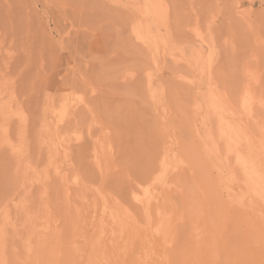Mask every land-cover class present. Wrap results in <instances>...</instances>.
I'll use <instances>...</instances> for the list:
<instances>
[{
	"label": "rangeland",
	"instance_id": "obj_1",
	"mask_svg": "<svg viewBox=\"0 0 264 264\" xmlns=\"http://www.w3.org/2000/svg\"><path fill=\"white\" fill-rule=\"evenodd\" d=\"M161 1L159 52L145 0H0V264H264L201 139L213 88L264 143V0Z\"/></svg>",
	"mask_w": 264,
	"mask_h": 264
},
{
	"label": "bare ground",
	"instance_id": "obj_2",
	"mask_svg": "<svg viewBox=\"0 0 264 264\" xmlns=\"http://www.w3.org/2000/svg\"><path fill=\"white\" fill-rule=\"evenodd\" d=\"M145 1L146 4L144 5L145 7L144 14L146 15L141 16L140 20L137 22L136 26L134 27L135 34L138 39L142 40L143 42H146L147 44L156 48L157 51L160 52L162 49L166 48V47L162 48L163 46H165V44L159 47V45L161 44V39L163 40L165 38L162 37L163 34L161 35L160 32L155 34H150L151 32L145 31L144 29L151 26V24L159 25L161 23H164L161 21L163 19L161 15L163 16L162 13L164 12L165 9L163 8V4L161 0H145ZM168 45L169 44H167V47ZM158 47L160 48V50ZM168 49L169 48H167L166 50ZM199 55L201 58L202 56L201 52H199ZM208 63L210 64V62ZM218 95L217 93H215V91H213V88L212 90L209 91L210 104H209V108L207 109V111L209 112V117L211 115V117L216 118L214 120L217 121L216 122L217 127L216 129H214L216 125H214V127L212 126L213 128H211V126L206 128L205 126L207 130L205 131V134L203 133L204 135L202 136L201 139L203 141L207 153H210L215 157H219L222 154L225 158L233 157L235 165L240 171V176L232 175L228 180L229 184L226 189V194L228 200L230 201V204L232 206L246 208L248 211L258 216V219L264 224V167L261 166V162L257 158V155L259 153H264V143H262V141L260 140H259L260 142L258 140L256 141L255 140L256 138L253 139L251 137V135L254 133H252V131L248 132L247 130L248 126L246 127V124L243 125L240 122L236 123V120L235 122L232 120L236 111L233 110L234 108H231L229 105L226 104L225 100L222 99L223 97L221 98V96ZM254 95H252L250 90H246L242 99L244 105L243 108L245 107V109L248 111V114H251V111L253 110V105H255ZM68 106H70V104ZM244 114L247 115L246 112ZM205 116L206 117L204 118L206 119L207 115ZM209 119L207 118V120L203 121L205 122V125L206 124L209 125L208 124ZM242 121L244 122V119ZM247 124L249 125V122ZM210 125H212L211 122ZM261 128L262 127L260 126L259 129ZM54 134L57 135V133ZM258 144H261L260 150L258 149L259 148ZM59 170H61V167L59 169V166H58V170L54 169L55 172L58 171V174H59ZM60 172L63 173V171ZM61 173L59 175H62ZM64 175L66 177V174ZM63 177L64 176H62V179ZM77 181L78 180L76 178L75 182ZM132 191H133L131 193L132 197L142 202L139 193L136 192L137 190L135 189V192L134 190ZM143 203L145 209L149 210L150 199L148 198L146 203L145 202ZM109 217L111 219L109 222L111 224L117 225V228L121 233L131 229L130 227L133 224L131 217L128 214H125L124 216L118 208L111 209L109 212ZM100 220L102 222L103 221L106 222V217L101 216Z\"/></svg>",
	"mask_w": 264,
	"mask_h": 264
}]
</instances>
